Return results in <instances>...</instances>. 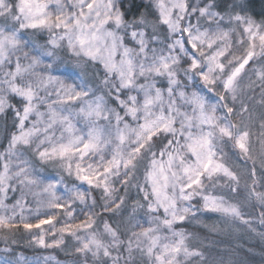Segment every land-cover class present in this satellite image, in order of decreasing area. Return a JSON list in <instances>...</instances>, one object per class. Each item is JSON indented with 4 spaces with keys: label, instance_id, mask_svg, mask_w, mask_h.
<instances>
[{
    "label": "snow or ice",
    "instance_id": "obj_1",
    "mask_svg": "<svg viewBox=\"0 0 264 264\" xmlns=\"http://www.w3.org/2000/svg\"><path fill=\"white\" fill-rule=\"evenodd\" d=\"M0 120V264H60L21 241L71 264H236L220 224L264 241L251 0H0Z\"/></svg>",
    "mask_w": 264,
    "mask_h": 264
},
{
    "label": "trees",
    "instance_id": "obj_2",
    "mask_svg": "<svg viewBox=\"0 0 264 264\" xmlns=\"http://www.w3.org/2000/svg\"><path fill=\"white\" fill-rule=\"evenodd\" d=\"M139 3V0H137ZM251 7L253 12L256 15V18L259 19L260 14L264 11V0H251ZM8 127L11 128V116L8 118ZM4 122L0 120V144L4 143ZM202 234L208 237L209 241L215 242L216 247L213 249V252H219L220 250H226L227 253L231 255V258L236 261V264H264V241L260 240L257 237V240L251 239L253 234L250 233H241L240 235H223L222 234H213L207 232V230H202ZM248 235L250 241L248 242ZM247 237V238H246ZM247 244L251 245L254 250H257L250 253L246 250L244 246ZM4 245L0 243V248H3ZM18 253H22L25 257L36 256L38 254L42 255H53L67 264H71V257L66 256L63 252L59 250H42L34 247H29L25 241H21L20 245L16 248ZM256 252V253H255Z\"/></svg>",
    "mask_w": 264,
    "mask_h": 264
},
{
    "label": "rangeland",
    "instance_id": "obj_3",
    "mask_svg": "<svg viewBox=\"0 0 264 264\" xmlns=\"http://www.w3.org/2000/svg\"><path fill=\"white\" fill-rule=\"evenodd\" d=\"M218 218L217 217H215V216H212V217H209V220H217ZM220 227L222 228V229H224V231L223 232H220V233H213V234H222L223 233V235H226V234H228L229 233V235H237V234H241V233H247V232H245L244 230H238V231H234L233 229H231V228H228L225 224H220ZM251 237V236H250ZM250 237H249V235H248V238H247V240H248V242L250 241ZM251 239H253V240H257V236H252L251 237ZM244 248L248 251H250V253H252V252H254V251H256L257 252V250H254V248H252L251 247V245H249V244H247V246L245 245L244 246ZM255 252V253H256ZM34 256H31V257H28V258H33ZM56 259L58 260V261H60V264H67L66 262H64L63 260H61V259H59V258H57L56 257Z\"/></svg>",
    "mask_w": 264,
    "mask_h": 264
}]
</instances>
